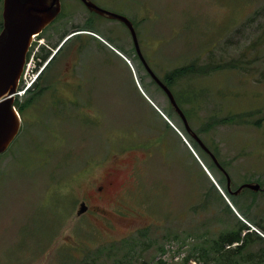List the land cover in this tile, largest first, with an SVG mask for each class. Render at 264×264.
<instances>
[{
    "label": "rangeland",
    "instance_id": "374dc122",
    "mask_svg": "<svg viewBox=\"0 0 264 264\" xmlns=\"http://www.w3.org/2000/svg\"><path fill=\"white\" fill-rule=\"evenodd\" d=\"M63 1L68 9L77 5ZM97 1L133 22L142 54L160 77L195 57L238 63L186 78L204 98L198 111L183 107L196 129L212 114L239 113V121L217 124L202 138L226 164L232 190L245 183L264 188V0ZM134 52L131 40L125 72L115 60L109 67L106 58L85 57L88 75L99 72L93 125L81 114L92 106L24 111L23 130L0 154V264H184L189 254L185 264H196L199 247L239 219L264 238L256 225H264V189L231 197L247 217L232 205L218 185L228 190L222 171L206 150H194L172 122L176 116L171 121L161 112L169 99ZM107 178L113 184L101 205L112 223L90 213L78 217L79 198ZM244 256L235 257L237 264H264V240Z\"/></svg>",
    "mask_w": 264,
    "mask_h": 264
},
{
    "label": "flooded vegetation",
    "instance_id": "af4514ba",
    "mask_svg": "<svg viewBox=\"0 0 264 264\" xmlns=\"http://www.w3.org/2000/svg\"><path fill=\"white\" fill-rule=\"evenodd\" d=\"M89 1H93L109 11L125 15L119 10H114L116 8L110 9L100 4L97 0ZM66 2L61 0V12L52 23L34 37L29 47L27 60H35L36 67L33 74H37V76L22 96H14V104L22 120L20 132L25 123L24 111L38 104L45 105L47 108L50 105L54 109L78 106L82 110H87L92 106L91 111H81V114L84 119H88L92 125L94 124L92 122L95 121L97 115L93 112V105L97 101L96 91L99 84L96 79L99 77V72L88 75L83 67L86 56L95 59L98 56H101L102 59L106 58L105 64L109 67L115 60L122 72H125L128 64L124 61L126 60L124 57L131 53L132 40L135 51L133 56L139 60V66H143L145 74L148 73L135 48L130 28L124 22L90 10L84 0H75L76 7L69 9L65 7ZM3 7L4 0H0V32L3 27ZM105 20L119 22L124 25V29L106 26ZM56 21L57 25L53 26ZM139 45H141L140 42ZM30 76L32 77V75ZM149 77L152 79L150 74ZM21 79L23 82L25 81L23 75ZM58 116L61 117V114ZM103 180L104 184H97V182L91 184L85 196L79 198V204L84 203L87 209L78 217L81 218L89 213L91 217L99 215L105 224L110 225L112 215L102 211L101 202L113 182L110 178Z\"/></svg>",
    "mask_w": 264,
    "mask_h": 264
},
{
    "label": "water",
    "instance_id": "95a60500",
    "mask_svg": "<svg viewBox=\"0 0 264 264\" xmlns=\"http://www.w3.org/2000/svg\"><path fill=\"white\" fill-rule=\"evenodd\" d=\"M90 10L96 11L108 18L119 19L124 22L131 31L135 48L143 60V63L156 84L165 92L169 102L184 123L186 130L206 150L218 168L227 179V187L232 195H237L246 188L253 191L262 189L260 183H245L232 190V179L227 170L220 164L218 158L206 146L200 136L191 128L189 120L179 106L174 93L161 78L154 72L146 61L140 49L136 29L133 22L125 15L109 11L98 6L93 1L84 0ZM61 0H4L3 27L0 32V154L8 150L18 136L22 120L14 105V94L17 91L29 47L34 35L40 33L61 12ZM84 203L80 204L77 215L86 211Z\"/></svg>",
    "mask_w": 264,
    "mask_h": 264
},
{
    "label": "trees",
    "instance_id": "16d2710c",
    "mask_svg": "<svg viewBox=\"0 0 264 264\" xmlns=\"http://www.w3.org/2000/svg\"><path fill=\"white\" fill-rule=\"evenodd\" d=\"M259 13V14H258ZM257 15H261L260 13H263L261 11H258ZM256 15V14H255ZM202 61V57H195L192 59L189 63H185L181 66L175 67L173 69H170L167 71V73L160 77L161 80L168 85V87L172 90V92L175 95V98L179 104V106L182 108L184 113L186 114L188 120V113L187 110L183 107V103H186L190 105L191 110H197L201 106V100L204 98V91L201 88H193L191 89L192 84L188 85L186 84V78H189L191 76H206L211 75L212 73H215L219 69H227V68H236L238 66L234 63H230L231 61ZM147 76H149L148 73H146ZM142 77V76H141ZM192 81V80H191ZM143 84L146 86L147 83L142 79ZM150 83L155 85L157 88L162 90L156 82L151 79ZM191 83V82H190ZM189 87V89L187 88ZM163 91V90H162ZM164 92V91H163ZM165 93V92H164ZM184 94L185 99H181L180 96ZM168 108L161 107L160 109L162 112L166 115L168 119L171 121L174 120V116L177 117L178 121L175 120L172 121L176 124L177 128L183 133V135L187 138V140L191 143L192 147L198 148L202 152H205L203 148L198 144V142L191 136V134L186 130V127L184 123L182 122L179 115L176 113V111L173 109L169 102ZM249 113L245 112L244 115H247ZM239 113H230L226 116L218 117V115L212 114L210 119L206 121V125L203 124V126L200 129L194 128L191 124V128L200 136V138L204 141L202 138L203 132H207L212 129L217 124H229V123H235L239 121L240 118ZM245 122V121H244ZM190 123V122H189ZM206 129V130H205ZM206 146L214 153V155L218 158L220 164L223 166V168L226 169V164L219 159L218 152L216 150H212L211 147L208 146V144L204 141ZM197 153V152H196ZM206 153V152H205ZM199 156V155H198ZM209 170V168H208ZM227 170V169H226ZM210 171V170H209ZM211 174V172H210ZM223 174V172H222ZM212 175V174H211ZM224 178L225 175L223 174ZM218 185L224 190L227 197L232 202L231 197L233 196L230 194V192L226 189V184L224 186L221 185V183L218 181ZM247 190V189H246ZM234 205V203L232 202ZM234 207L239 211V209L234 205ZM242 209V208H241ZM240 212V211H239ZM243 216H246L244 213L240 212ZM247 217V216H246ZM248 219V218H246ZM240 223L239 226H237L234 229H229L222 231L216 238H214L209 245L205 247H199V257H196L198 259L197 264H209L211 261H213L212 264H222V260L226 262L227 264H237L238 260L235 259L236 256L241 255L243 259H245L244 253L245 251H248L251 245H253L257 239L264 238L257 233L254 230H251L249 225H247L243 220L239 219ZM256 225H258L263 233H264V225L261 222H257ZM237 243L236 245H234ZM123 247V246H122ZM162 251H164V247H160ZM248 257H251L252 253H248ZM193 256V255H192ZM191 254L188 255L187 261L191 259ZM184 262V264H185ZM148 262H144V264H147Z\"/></svg>",
    "mask_w": 264,
    "mask_h": 264
},
{
    "label": "built area",
    "instance_id": "2783aa9c",
    "mask_svg": "<svg viewBox=\"0 0 264 264\" xmlns=\"http://www.w3.org/2000/svg\"><path fill=\"white\" fill-rule=\"evenodd\" d=\"M36 66V62L34 59H29L27 61V64H26V67H25V71H24V78H25V81L21 83L18 91H17V94L18 95H23L26 90L33 84V82L35 81L36 79V74H33V70ZM32 75V77L30 76ZM28 78V79H27ZM237 243H235L234 245H236ZM196 264H197V261H196Z\"/></svg>",
    "mask_w": 264,
    "mask_h": 264
}]
</instances>
